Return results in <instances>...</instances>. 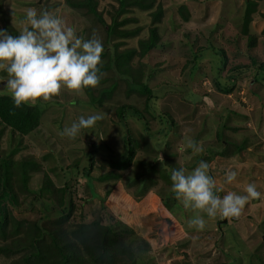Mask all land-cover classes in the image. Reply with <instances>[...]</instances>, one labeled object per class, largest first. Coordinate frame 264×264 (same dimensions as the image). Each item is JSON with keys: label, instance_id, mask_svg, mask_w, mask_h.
I'll return each mask as SVG.
<instances>
[{"label": "rangeland", "instance_id": "rangeland-1", "mask_svg": "<svg viewBox=\"0 0 264 264\" xmlns=\"http://www.w3.org/2000/svg\"><path fill=\"white\" fill-rule=\"evenodd\" d=\"M93 1L112 25L109 36L94 16L66 0H0V29L13 36L34 8L61 17L84 39L97 33L104 47L98 88L83 96L65 90L54 103L38 102V125L25 136L0 123V159L9 163L15 198L14 206L3 202L0 264H22L30 245L44 254L40 264H55L46 253L52 239L81 250L84 231L91 240L98 226L127 246L104 264H264V0H255L247 23L244 0H152L148 10ZM152 26L156 46L139 57V42ZM130 52L134 82L150 90L146 105L114 67L105 68L112 54ZM6 79L0 71V95L11 97ZM121 106L140 118L130 110L118 117ZM95 114L103 119L76 139L60 135L79 117ZM127 137L133 157L121 166ZM188 139L202 152L187 148ZM201 160L221 197L246 195L250 183L261 197L249 200L239 218L204 215L203 230L190 226L197 213L176 199L170 177L173 169L191 172ZM228 171L237 172L232 183Z\"/></svg>", "mask_w": 264, "mask_h": 264}, {"label": "clouds", "instance_id": "clouds-1", "mask_svg": "<svg viewBox=\"0 0 264 264\" xmlns=\"http://www.w3.org/2000/svg\"><path fill=\"white\" fill-rule=\"evenodd\" d=\"M24 23L26 26L16 36L0 29V71L7 74L4 89L11 95L15 108L54 103V98L65 90L83 96L85 89L100 86L104 47L97 33L84 39L61 17L48 11L38 14L34 8L27 9ZM102 119L101 114L81 116L60 135L74 140L82 129L93 128ZM186 147L194 154L202 152L192 139L187 140ZM236 178V171L226 173L227 183ZM170 179L176 199L184 208L196 211L188 224L198 230L206 226L204 215L209 219L239 218L249 200L261 197L252 183L246 186V195L228 192L221 197L209 173V164L203 160L189 173L183 168L173 169Z\"/></svg>", "mask_w": 264, "mask_h": 264}, {"label": "trees", "instance_id": "trees-1", "mask_svg": "<svg viewBox=\"0 0 264 264\" xmlns=\"http://www.w3.org/2000/svg\"><path fill=\"white\" fill-rule=\"evenodd\" d=\"M67 4L73 8H84L89 14L94 16L97 21L105 27L106 36L111 35L112 25H105L103 19L97 13L95 9V2L93 0H66ZM152 0H118L119 10L124 9L127 6H136L141 10H148L151 8ZM245 10H244V23H247L250 18V14L253 12V8L255 6V0H244ZM161 9L159 8L157 11L155 10L152 17V24L157 23L159 21ZM185 20V19H184ZM251 39V38H250ZM157 34L155 27L152 26L149 29V35L147 40L139 42L140 49L138 50V56L146 54L148 51L153 49L157 43ZM132 53L129 54H112L111 60L107 61V65L105 68L114 67V71L117 73L116 77L118 79H122L129 86V91L134 92L138 95L145 96L144 105H146L148 97L150 95V90L145 86V84L135 83L133 80V76L131 71L129 70V66L127 65L128 61L132 57ZM262 66H258V69H261ZM114 84L102 91V95L104 92H109ZM97 99L91 98V101H97ZM126 110H130L132 115L138 116V111L130 106L119 107L117 109L118 117L122 118L123 113ZM140 118V117H139ZM39 113L37 108L29 107L27 105H23L20 108L14 107V102L11 97L0 95V123H2L5 127H7L12 133H16L21 136H25L28 133L32 132L38 125ZM125 147L124 149V164H120L121 166L127 165L132 157L133 150L129 146L128 137L126 140H123ZM122 163V162H121ZM119 165V166H120ZM9 163L6 161H2L0 159V226L3 229V225L5 224L6 219V211L3 205V202L11 204L14 206L15 198L11 194V188L8 183V173H9ZM84 175L88 176V172L84 171ZM47 180V179H46ZM22 184L25 185V179L21 180ZM48 182V180H47ZM47 184V183H45ZM46 187V185H44ZM40 194V192L38 193ZM98 230L90 237L86 231H84L82 238H80L83 247L81 250L75 247L70 241H65L63 244L58 242L57 239L51 240V247L47 248V256L54 260L55 264H104L106 261H112L116 257L120 256L123 253V249H126V245L123 242L122 237H118L112 230L108 227L98 226ZM1 229V232H2ZM35 230H38L36 227ZM39 231V230H38ZM90 240V242H89ZM86 241L91 245H87ZM32 249V252H29L27 256L22 258V264H40L43 261L44 254H40V249L36 246L30 245L29 247ZM82 251V252H81ZM89 253L92 254L89 256ZM85 255V256H84ZM89 258V261H86L84 257Z\"/></svg>", "mask_w": 264, "mask_h": 264}, {"label": "crops", "instance_id": "crops-1", "mask_svg": "<svg viewBox=\"0 0 264 264\" xmlns=\"http://www.w3.org/2000/svg\"><path fill=\"white\" fill-rule=\"evenodd\" d=\"M232 2H233V0H232Z\"/></svg>", "mask_w": 264, "mask_h": 264}]
</instances>
